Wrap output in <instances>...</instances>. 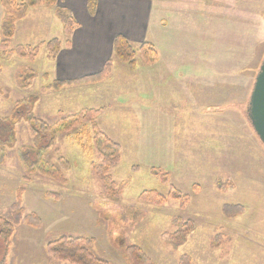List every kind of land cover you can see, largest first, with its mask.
<instances>
[{"label":"rangeland","instance_id":"obj_1","mask_svg":"<svg viewBox=\"0 0 264 264\" xmlns=\"http://www.w3.org/2000/svg\"><path fill=\"white\" fill-rule=\"evenodd\" d=\"M154 4V15L165 20L161 28L154 21L147 40L156 59L146 63L138 53L131 69L114 58L111 74L97 83L47 88L59 67L46 46L32 61L0 53V217L21 189L26 211L43 220L41 228L25 221L16 227L9 264H69L46 253L47 242L63 235L89 239L86 246L112 264H136L129 247H138L147 264H264V144L247 116L264 58V0ZM28 15L12 48L70 36L58 19L49 28L36 11ZM26 68L37 77L24 88L19 77ZM32 96L39 97L35 104L17 106ZM92 108L101 109L98 130L123 147L121 164L111 170L121 193L109 195L91 173L99 151L108 152L94 148L93 131L91 140L86 136L91 125L59 134L46 155L52 164L61 156L72 162L66 183L40 173L27 179L18 155L33 143L27 111L54 123ZM80 141L92 150L83 153ZM173 186L189 197L186 204L139 197L152 189L168 194ZM226 204L243 209L229 216ZM177 216L195 227L175 247L163 235L177 231ZM3 248L0 237V257Z\"/></svg>","mask_w":264,"mask_h":264},{"label":"trees","instance_id":"obj_2","mask_svg":"<svg viewBox=\"0 0 264 264\" xmlns=\"http://www.w3.org/2000/svg\"><path fill=\"white\" fill-rule=\"evenodd\" d=\"M60 0H0L3 8V20L0 28V53L10 58L14 55L32 61L39 53L42 46H46L49 55L55 58L65 46H70V36L74 30L79 26L78 20L74 17L72 12L63 5H60ZM45 5L52 8L56 17L60 20L64 32L67 36L65 40L60 38H52L48 41H43L38 45H17L15 48L11 47V40L14 38L18 22L25 19L31 8ZM98 2L97 0H88L87 7L90 14L96 12ZM141 55L146 63L153 62L158 51L155 44L151 41H144L136 49L132 42L123 34H118L113 40V57L109 58L98 72L82 76L72 80H54L47 88L59 90L66 85H85L100 82L111 74L114 66V58L128 65L131 69H136L138 65L137 55ZM37 77V73L26 68L25 72L20 74L19 79L23 82L24 88L30 86L31 81ZM38 96H32L22 102H17V106L21 104L33 105L38 101ZM24 116L28 123L30 131L33 135V143L31 145H24L19 148V159L24 167L26 178L30 179L35 173H40L46 177H50L61 183H66L64 176L65 171L71 169L72 162L69 158L61 156L57 164H52L46 159L47 153L53 148L54 143L59 134L71 133L73 130L91 125V130H88L86 136H89L93 131L94 136L92 142L94 148L101 149L103 145L108 152H100L101 161L91 164V173L97 176L103 183L105 191L109 195H119L123 184L118 187L117 182L113 179L111 170L121 164L123 147L120 143L110 139L104 132L98 130L96 118L101 112V109H88L86 111L78 112L60 118L54 123H49L37 116L30 109ZM79 146L83 153L92 150V147L87 148L81 141ZM136 169V167H135ZM163 179L166 180L165 176ZM23 190H19L16 202L11 206L10 213L7 217H0V237L3 239L4 248L3 254L0 257V264H9V255L12 246V238L15 234L16 227L22 222L41 228L43 220L36 212L28 213L23 205L22 198ZM140 199L146 202H151L157 205H165L169 200H178L181 204H186L189 200L187 195H184L176 187H171L168 194L159 192L156 189L144 190L140 194ZM239 204H226L223 207V212L226 215L232 216L240 213L243 209ZM174 224L178 226L175 233L164 234V240L170 245H181L188 234H190L195 227V222L191 219H184L181 216L174 218ZM90 240L81 236H67L63 235L57 239L50 240L46 244L47 255L55 261L66 262L69 264H112L99 258L92 252L86 244ZM132 258L135 259L136 264L149 263L150 259L140 252L138 247H129ZM141 253V255H140Z\"/></svg>","mask_w":264,"mask_h":264},{"label":"crops","instance_id":"obj_3","mask_svg":"<svg viewBox=\"0 0 264 264\" xmlns=\"http://www.w3.org/2000/svg\"><path fill=\"white\" fill-rule=\"evenodd\" d=\"M87 1L59 2L72 12L79 26L70 36V46H65L55 57L59 67L56 80L77 79L100 71L113 55V40L118 34L125 35L131 42L142 43L148 40L154 21L157 28L165 24L159 13L155 18L154 0H97L94 14L88 11ZM33 11H36L39 22L45 20L49 28L52 19H58L53 9L47 6L33 7L29 14ZM2 15L0 4V23Z\"/></svg>","mask_w":264,"mask_h":264},{"label":"water","instance_id":"obj_4","mask_svg":"<svg viewBox=\"0 0 264 264\" xmlns=\"http://www.w3.org/2000/svg\"><path fill=\"white\" fill-rule=\"evenodd\" d=\"M247 116L253 130L264 144V58L255 77Z\"/></svg>","mask_w":264,"mask_h":264}]
</instances>
